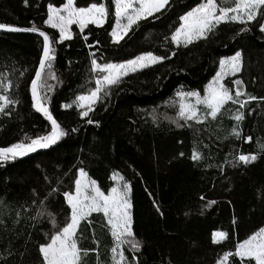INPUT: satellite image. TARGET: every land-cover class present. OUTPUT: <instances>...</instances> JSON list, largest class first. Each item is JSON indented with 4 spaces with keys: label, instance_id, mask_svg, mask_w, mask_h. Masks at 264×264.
I'll use <instances>...</instances> for the list:
<instances>
[{
    "label": "trees",
    "instance_id": "1",
    "mask_svg": "<svg viewBox=\"0 0 264 264\" xmlns=\"http://www.w3.org/2000/svg\"><path fill=\"white\" fill-rule=\"evenodd\" d=\"M200 2L169 0L165 9L134 25L118 44L107 38L108 28L94 32L99 38L104 36L103 53L108 58L126 62L151 52L163 59L105 88L94 111L85 118L75 116L69 128L61 127L67 135L52 148L10 160L16 166L53 151H58L59 158L44 163L41 180L29 189L40 195V212L45 213L37 220L33 239L29 236L28 246L22 245L3 264H41L38 241L48 240L65 225L70 209L63 193L74 192L81 168L104 193L117 183L114 173L131 186L132 231L141 247L133 251L124 246L125 264H215L225 253L234 252L237 243L264 228V149L258 146L264 145V32L259 28L264 19L257 16L246 25L222 23L206 40L173 44L170 37L179 26V17ZM27 5L25 0H0V23L10 24V11H26ZM41 9L40 3L32 15ZM13 35L0 31V45L12 42ZM38 42L41 49L40 37ZM237 51L242 53L243 69L227 79L225 86L235 92L232 81L242 80L240 87L247 95L239 99L248 101L245 106L229 103L216 120L208 117L199 124L180 119L176 93L203 95L219 61ZM38 65L28 66L29 80L34 79ZM52 67L48 72L52 73ZM56 84L52 101L59 95ZM28 94L25 90L20 106L0 117V146L36 136L30 125ZM249 95L257 99L248 100ZM237 110L244 114L238 125L231 118ZM234 127L240 139L231 135ZM193 151L201 155L200 160L191 159ZM240 154H254L257 159L233 167ZM5 163L0 165V194L15 187L5 182ZM209 201L216 203L209 206ZM47 213L54 216L56 228ZM88 220L92 223L82 221L77 233L78 247L88 250L82 264H113L114 242L103 214L92 213ZM216 231L226 232L227 239L213 244ZM227 264H239V259L232 256Z\"/></svg>",
    "mask_w": 264,
    "mask_h": 264
},
{
    "label": "snow or ice",
    "instance_id": "2",
    "mask_svg": "<svg viewBox=\"0 0 264 264\" xmlns=\"http://www.w3.org/2000/svg\"><path fill=\"white\" fill-rule=\"evenodd\" d=\"M27 2V0H25ZM114 6L115 23L110 32L114 43H119L134 25H138L141 20H146L150 16L161 12L169 4V0H111ZM109 15V8L103 2H93L87 6H77L75 0H65L62 6L56 7L53 4L47 5V19L44 24L52 29L57 30L58 40L53 41L49 35L41 31L35 25L31 28H19L11 25L0 23V30L9 32H34L43 38L42 58L35 72V77L31 81V97L33 107L40 112L51 123V130L47 135L31 139L25 137L24 141L13 143L8 147L0 148V165L6 161L15 160L17 157L27 156L40 149H48L55 145L67 133L61 128L59 123L53 118L47 106L43 102L40 89L48 87L43 82L42 74L45 69H51V61L55 59V49L53 43H63L73 37L71 31L72 25H77L80 33L88 25L102 27ZM261 16L264 19V0H201L195 7L179 17V26L173 31L170 41L179 46H187L194 41L207 39L208 34L213 32L220 24L236 23L240 25L250 24ZM261 32H264V23L259 24ZM247 31V29H241ZM85 41L88 37L83 36ZM98 43V41H97ZM92 47V45H89ZM174 54V53H173ZM93 57L94 53L91 54ZM162 57L155 56L151 52L139 55L125 63H104L100 64L95 58L91 60V71L101 73V78L95 80V88L91 89L86 95L76 97L75 103L78 108L83 109L80 112L81 117H87L89 112L94 111V105L101 99L100 93L105 88L120 83L121 78L127 76L130 72H136L138 69L149 67L152 64L160 63ZM46 62H48L46 64ZM220 71L216 73L213 80L206 86L205 94L201 96L199 92L179 91L176 95L180 98L179 117L187 121L203 123L208 117L216 120L222 110L229 103L238 104L243 108L248 102L241 101V96L247 95L241 90L243 81L235 79L232 81L237 86L235 92L225 86L222 82L226 76H236L243 69L242 53L237 51L234 55L221 59L219 61ZM51 79H56L54 73L49 72ZM12 88L10 81L0 80V113L10 105H15L19 101L12 99L5 94ZM107 95V93H105ZM195 98V103L186 102ZM254 96H248V100H256ZM203 106V117L200 115V107ZM65 108H71V104L64 105ZM237 122L244 119L243 112L237 110L231 117ZM88 123H92L89 119ZM75 131V129H73ZM231 135L237 139L241 138V133L237 127L232 129ZM251 137H247V142H251ZM27 141V142H25ZM264 149V145H258ZM183 155V153H181ZM191 159L200 160L201 155L193 151ZM257 156L254 154H240L236 157L233 167L239 164L248 165L254 162ZM114 180L124 181L122 176L114 173ZM55 191V190H54ZM131 186L129 183H117L110 189L106 195L97 186L95 180L88 178L83 168L79 169L78 178L75 180V192L63 193L64 199L70 209L66 218L65 225L58 231L52 233L47 243L38 246V252L41 256V264H82V257L87 255L88 250L78 247L77 233L82 221H87L90 225L92 222L88 217L92 213H102L106 221V226L113 239L114 246L111 248L113 264H125L124 246L127 245L133 251H139L141 245L135 238L132 231V203L130 199ZM204 199V197H201ZM216 203L209 201L208 205ZM159 212V208L157 207ZM43 211L38 215H44ZM53 228H56V220L51 213H47ZM19 215V213H17ZM162 215V213H161ZM235 223V220H233ZM228 234L223 231L212 233V243L219 244L227 239ZM235 256L239 259V264H264V228L251 234L235 245L234 252H227L218 260L217 264H227L229 258Z\"/></svg>",
    "mask_w": 264,
    "mask_h": 264
},
{
    "label": "rangeland",
    "instance_id": "3",
    "mask_svg": "<svg viewBox=\"0 0 264 264\" xmlns=\"http://www.w3.org/2000/svg\"><path fill=\"white\" fill-rule=\"evenodd\" d=\"M93 2H103L106 7L109 8V15L103 26L97 28L90 24L81 34L78 26L72 25V39L65 40L63 43H53V47L55 49V59L51 61V65L54 66L52 67L54 69L52 73H54L56 79H51L49 77V69L47 68L42 74L43 82L47 86H50L51 89L49 90L48 87L40 89L41 96L44 98L43 102L47 106L53 118L60 124L62 128H69L71 121L75 116L85 118L81 117L80 115V112L83 111V109L78 108L77 105L73 103V101H75L77 96L86 95L91 89H94L95 80L101 78V73H94L91 71V60L95 58L100 64L125 63L123 60L108 58L105 56L102 47L104 45L105 38L104 36L103 38H99L97 34L94 33L96 30L108 28V33L106 36L113 42L110 32L114 26L115 17L114 6L112 5L111 0H75L77 6H87ZM27 3L28 5L25 8L26 11H10L11 23L8 25L19 28H31L33 25H35V27L38 29L44 28L49 37L51 36L50 39L53 41L58 40L59 34L57 30L46 26L44 21L47 19V5L51 3L56 7H60L63 5V3H65V0H56L52 2H43L42 0H27ZM40 3L43 5V9L39 10L40 14L37 16L32 15ZM91 28L95 31L90 30ZM14 34L16 35L10 37L12 42L0 45V57L3 59L0 61V80H3L4 82H11L12 88L5 94L9 95L12 99L19 101V103L15 105H10L7 110L11 107V109H15L20 106L22 99L25 97V90L27 91V94L29 92L28 95L31 97L30 86L32 80L28 79V66L33 65L34 63H37V65L39 64L43 48V39L41 37L42 47L41 49L37 48V45L39 44V36L37 35H21L19 33ZM85 35L88 37L87 41L83 39V36ZM126 36L127 35H125L123 39L120 40V42L123 41ZM73 42L74 44L71 45ZM89 45H92V47H89ZM56 50H58V52H56ZM92 53L95 54L94 57L91 55ZM156 64H152L149 67L155 66ZM70 67L72 68L71 72H69ZM149 67L138 69L136 72H130L127 76L122 77L121 80L126 79V77L129 78L133 75H136ZM219 71L220 65L217 72ZM238 74L239 73L236 75ZM232 77L234 76H226L222 82L225 84V81ZM56 81H58L57 84ZM55 84L58 86L59 95L56 97L55 101H52L51 97L55 91ZM177 98V108L179 111L180 98L178 96ZM186 102L195 103V98H191ZM66 104H71L72 107L65 108L64 105ZM96 104L93 107H95ZM32 105L33 102L31 103L32 118L30 125L35 130L36 136L34 138L47 135L51 130V124L49 121H47L43 114L37 112ZM199 107L201 110L200 115L202 116L204 114V108L203 106ZM8 113H11L10 109L7 112L5 111V113H0V117H5ZM44 120L47 121L49 125ZM3 147L5 146H0V148ZM58 159V151H53L44 153L41 156H37L30 162L24 161L23 163L16 166L14 162L6 161L5 165L7 167V171L5 182L6 184H15V187L9 192L0 194V264L7 262L8 258L13 253H15L16 250L18 252L22 245L23 247L26 245L28 246L29 236L33 239L37 220L39 217H41V215H38V213L40 212L42 200L40 199L41 197L39 194H37V192L30 193L29 189L35 186L41 180L44 163L50 160L57 161ZM115 181L120 184L124 183V181H119L118 179ZM117 183H115V186ZM108 193L105 194L107 195ZM17 213H19V215H17ZM47 242L48 240L43 242L38 241V246ZM218 260L215 264H217Z\"/></svg>",
    "mask_w": 264,
    "mask_h": 264
},
{
    "label": "water",
    "instance_id": "4",
    "mask_svg": "<svg viewBox=\"0 0 264 264\" xmlns=\"http://www.w3.org/2000/svg\"><path fill=\"white\" fill-rule=\"evenodd\" d=\"M1 32H9V31H5V30H0ZM14 33H22V34H34V35H37V36H39L38 35V33H34V32H14ZM45 33H46V31H45ZM46 34H48V33H46ZM40 37V36H39ZM42 38V37H41ZM43 39V38H42ZM41 58H42V56H41ZM46 64H47V62H46ZM39 66V65H38ZM30 91H31V86H30ZM44 116V115H43ZM48 121V120H47ZM51 124V123H50ZM54 146V145H53ZM53 146H51V148L53 147ZM48 149H50V147L48 148ZM48 149H40V150H38V151H36V152H34V153H29L27 156H24V157H31V156H33V155H35V154H38V153H41V152H44V151H47ZM17 158H22V157H17Z\"/></svg>",
    "mask_w": 264,
    "mask_h": 264
}]
</instances>
